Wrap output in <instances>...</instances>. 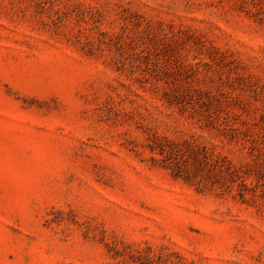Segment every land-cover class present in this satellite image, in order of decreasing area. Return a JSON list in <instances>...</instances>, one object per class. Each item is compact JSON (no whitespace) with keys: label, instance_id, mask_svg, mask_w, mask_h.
<instances>
[{"label":"rangeland","instance_id":"374dc122","mask_svg":"<svg viewBox=\"0 0 264 264\" xmlns=\"http://www.w3.org/2000/svg\"><path fill=\"white\" fill-rule=\"evenodd\" d=\"M0 264H264V0H0Z\"/></svg>","mask_w":264,"mask_h":264},{"label":"trees","instance_id":"16d2710c","mask_svg":"<svg viewBox=\"0 0 264 264\" xmlns=\"http://www.w3.org/2000/svg\"><path fill=\"white\" fill-rule=\"evenodd\" d=\"M203 156H204V158H203ZM203 156H202V158L199 157L198 154H195L192 156L194 158L195 162L199 164L196 170H201L205 167H208V168L210 167L212 172H214L215 174L218 173L219 177H221L224 180L225 174L228 172V170L218 168L217 163L212 162L207 153L204 154ZM206 164H208V166H206Z\"/></svg>","mask_w":264,"mask_h":264}]
</instances>
